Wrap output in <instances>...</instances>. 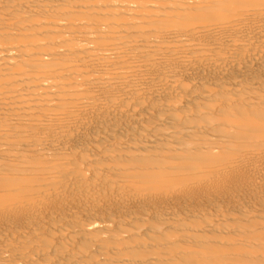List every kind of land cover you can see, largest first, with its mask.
<instances>
[{
    "label": "bare ground",
    "instance_id": "bare-ground-1",
    "mask_svg": "<svg viewBox=\"0 0 264 264\" xmlns=\"http://www.w3.org/2000/svg\"><path fill=\"white\" fill-rule=\"evenodd\" d=\"M0 264H264V0H0Z\"/></svg>",
    "mask_w": 264,
    "mask_h": 264
}]
</instances>
